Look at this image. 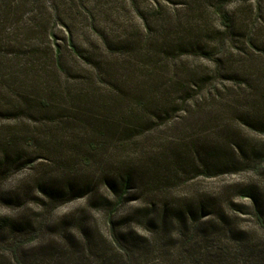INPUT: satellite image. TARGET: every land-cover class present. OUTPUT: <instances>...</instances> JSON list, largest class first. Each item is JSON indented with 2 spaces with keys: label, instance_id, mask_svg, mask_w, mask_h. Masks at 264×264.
<instances>
[{
  "label": "trees",
  "instance_id": "trees-1",
  "mask_svg": "<svg viewBox=\"0 0 264 264\" xmlns=\"http://www.w3.org/2000/svg\"><path fill=\"white\" fill-rule=\"evenodd\" d=\"M142 1L0 0V57H9L6 60L22 63L16 76L19 80L16 86L21 93L15 94V109L19 110L15 115H27L31 119L29 111L48 112L58 106L60 102L57 94L62 96L64 93L58 79L60 73L67 69L70 58L77 64L88 65L99 71L113 62L124 70L129 67L140 71L149 69L138 77L136 87H126L128 92L139 96L133 104L128 103L129 111L114 112L118 107L117 101H124L118 95L112 101H97L102 96L98 87L86 93L74 91L69 94L65 91L64 94L72 95L74 99L71 102L76 103L61 108L62 115L68 118L66 125L72 129L79 127L89 131L80 161L90 167L97 165L83 184L72 181L67 189L44 190V195L52 200H68L103 187L108 194L98 196L91 205L105 208L112 224V216L124 201L137 173L148 174L146 187L152 192L163 194L174 187L175 181L186 183L190 170L200 177L244 169L260 174L264 163V145L246 147L225 141L223 144L205 146L206 143L200 141L201 137L195 140L203 142L202 150L196 151L197 145L193 141L185 143L180 149L165 153L160 162L153 158L145 159L146 165L141 168L134 164H120L114 159L113 153L126 141L157 128L158 123L154 118L160 119L162 123L171 118L159 105L174 104L173 96H181L182 102L193 99L206 91L207 84L212 85V88L207 89L206 96L215 99L216 96H224V90L211 83L217 76L222 77L226 63H231L230 67L237 63L235 67L239 70L247 63L256 66L263 78L259 82L262 85L258 96L264 103V40L262 48L258 40L253 38L256 30L264 31V1L262 4L261 0H254L258 3L240 2L231 8L230 5L236 0H207L206 4L198 7L199 15L195 18H175L170 20L172 23L165 20L163 15L166 13L152 4L149 8L145 6L141 9ZM100 17L111 18L117 23V28H107L108 32L103 30L98 24ZM137 17L143 23H138ZM75 18L84 19L94 36L87 45L77 42L73 36L70 21ZM153 21L158 22V30L150 28ZM167 25H170L167 30L172 33L163 35L162 31ZM58 28L61 36L57 34ZM181 55L197 56L208 64H203L200 72L195 66L184 62L176 65L174 59ZM232 75L243 83L244 74ZM9 85L12 86L11 83ZM32 120L38 121L37 118ZM41 123L50 128L44 124L46 122ZM255 125V121L246 124L248 127ZM227 130H218L216 135ZM209 133L205 132V135L210 137ZM31 137L33 139L34 136ZM11 143L12 140L4 141L3 149H0L3 158H6ZM118 143L121 145H116ZM72 150L78 155L81 152L77 151L82 149L79 144H75ZM97 157L103 158L97 161ZM194 159H198L199 163H195ZM157 162L163 165L162 172L157 169ZM234 197L249 201V205L245 207L243 203H234ZM209 198L195 203L188 200L183 206L164 204L162 216L164 218L169 213L176 223L178 235L183 236V231L186 234V226L189 227L186 229H190L193 223H210L198 228L197 234H189L176 246L170 242L160 244L161 238H154L150 245L148 242L144 246L135 245V242L131 244L117 235L112 226L109 237L117 251L116 255L120 257H117V262L151 264L145 257L160 252L179 256L168 259L170 264H264V199L255 185L223 186ZM149 212L146 215L152 213ZM237 213L247 215L250 226L240 227L236 221ZM22 225L8 217H0V230L20 231ZM198 235L199 238L195 239ZM23 244L21 239L9 244L10 256L15 264H24L18 252Z\"/></svg>",
  "mask_w": 264,
  "mask_h": 264
},
{
  "label": "rangeland",
  "instance_id": "rangeland-1",
  "mask_svg": "<svg viewBox=\"0 0 264 264\" xmlns=\"http://www.w3.org/2000/svg\"><path fill=\"white\" fill-rule=\"evenodd\" d=\"M262 1L264 0H261V4ZM206 2L207 0H144L141 9L145 6L149 8L152 4L166 13L163 16L169 22L175 18H195L199 15L198 7ZM240 2L258 3L254 0H236L230 7L234 8ZM136 21L143 23L138 17ZM70 24L77 42L87 45L93 41L94 36L84 19L75 18ZM98 24L107 32V28H117V23L111 18L100 17ZM168 26L170 25L162 31L163 35L172 33L167 30ZM150 28L158 30V22L153 21ZM57 34L61 36L59 28ZM253 38L258 40V44L263 48L264 31L256 30ZM178 57L174 59L176 65L184 62L195 66L197 72L201 71L203 64H208L197 56ZM6 58L0 57V149H3L5 140H12V143L8 147L6 158L0 153V161L3 159L0 164V217H8L23 225L20 231L0 230V264H15L8 248L9 244L18 239L24 241L18 250L24 264H109L110 258L111 264H120L117 262L120 257L116 255L117 251L110 242L112 226L117 235L131 244L135 242L138 246L148 243L150 245L154 238H161L160 244L170 242L176 246L178 242L189 237V234H197L198 228L210 223L205 222V225H200V222L193 223L190 229H186L189 228L186 226V234L183 231V236L178 235L176 223L172 221L169 213L164 218L162 216L164 204L183 206L189 202L188 200L193 203L197 200H208L209 196L219 192L223 186L235 184L255 185L264 199V163L260 174L244 169L233 173L200 177L195 171L190 170L187 175L188 181L186 183L175 181L174 187L167 191V194L152 192L146 187L148 174L137 173L124 201L112 216L113 224L105 208L91 205L98 196L108 194L103 187L79 198L50 199L44 195L46 192L44 190L67 189V185L72 181L83 184L97 165L93 164V167H90L80 161L83 156V146L87 141L85 139L88 138V129L79 127L72 129L66 125L68 119L65 118L66 115H62L63 106L76 104L71 102L74 97L69 95V92L85 91L86 93L98 87L102 96H99L101 98L97 101L100 103L112 101L117 99L116 95H118L124 98V101H117L118 107L114 112L125 109L129 111L128 103L133 104L139 96L128 92L126 87L129 85L136 87L139 82L138 77L149 69L144 68V71H140L129 67L124 70L120 69L118 63L113 62L99 71L88 65L77 64L70 58L67 69L60 73L58 79L60 89L64 91L62 96L57 94L60 103L48 112L29 111L28 114L32 116L30 119L26 117L27 115L23 117L15 115L19 113V110L15 109L17 106L15 94L21 93L16 86L19 82L16 76L20 72L22 63L11 62ZM210 64L213 70L212 63ZM230 64L226 63L222 77L217 76L211 83L217 88L221 87L224 96H216V99L213 96H206L207 89L212 88L210 84L206 85V91L204 90L201 95L187 101L182 102L179 95L173 96L174 104L159 105V108L170 114L171 118L163 123L160 119L154 118L158 123L156 129H151L136 139H129L124 146L120 143L116 144L121 147L113 153L114 159L120 164H134L141 168L146 165L145 159L153 158L154 161L160 162L165 153L178 150L185 143L192 141L197 145L196 151L202 150L203 142L206 143L205 146L223 144L225 141L246 147L264 145V103L258 96L262 85L259 83L262 78L260 71L250 63L242 66L243 69L240 70L235 67L237 63H233L232 67ZM235 73L244 74L243 83L234 78L232 74ZM10 83L12 86L9 85ZM65 91L69 93L67 96L64 95ZM32 118H37L38 121L34 122ZM254 121L255 127L246 126ZM41 122H46L44 124L49 125L50 128L44 127ZM213 127L217 128L213 129ZM224 128L228 130L217 136L216 132ZM205 132H211L210 137L206 136ZM31 136H34L33 139ZM196 137H201L200 141L203 142H197ZM27 138L29 140H26ZM75 144H79L82 149L77 151L81 152L78 155L72 150ZM191 153L194 155V152ZM102 158L97 157V161ZM194 160L195 163H199L198 159ZM189 167L191 168V165ZM157 169L162 172L163 165L158 163ZM110 198L112 199L111 196ZM232 201L243 203L245 207L249 205V201L235 197ZM148 211L152 213L146 215ZM236 216L240 227L250 226L247 215L237 213ZM206 220L208 218L204 221ZM197 238L199 235L195 239ZM146 242L148 243L145 244ZM173 257L179 256L156 252L145 258L151 264H170L168 259Z\"/></svg>",
  "mask_w": 264,
  "mask_h": 264
}]
</instances>
